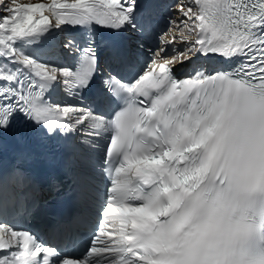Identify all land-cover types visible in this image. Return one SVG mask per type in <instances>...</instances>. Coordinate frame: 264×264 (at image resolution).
Returning a JSON list of instances; mask_svg holds the SVG:
<instances>
[{"label": "snow or ice", "instance_id": "obj_1", "mask_svg": "<svg viewBox=\"0 0 264 264\" xmlns=\"http://www.w3.org/2000/svg\"><path fill=\"white\" fill-rule=\"evenodd\" d=\"M175 7L181 19L128 81L101 73L100 53L127 59L104 30L153 38L141 0H0V133L23 118L71 136L77 169L57 243L18 226L23 202L0 209V264H264V0ZM201 57L218 66L174 75ZM57 89L76 102H53Z\"/></svg>", "mask_w": 264, "mask_h": 264}, {"label": "rangeland", "instance_id": "obj_2", "mask_svg": "<svg viewBox=\"0 0 264 264\" xmlns=\"http://www.w3.org/2000/svg\"><path fill=\"white\" fill-rule=\"evenodd\" d=\"M4 2L5 3H7V0H4ZM166 11H167V16H165L164 18L166 19L167 17H168V19H169V22H167V23H165V32H167L168 31V29L170 28V27H172V21H174L175 19L173 18L174 17V10H173V13H172V10H171V7H167L166 8ZM160 12V11H159ZM159 12H157V13H159ZM157 15H159V14H157ZM176 21V20H175ZM179 21V20H178ZM164 32V33H165ZM162 36V34L160 35V36H158L157 37V40H156V42L155 43H153V44H150L149 42H148V44H150V46L153 48V49H155L156 47H158V46H160L159 45V38ZM165 39H168L169 37H164ZM143 44H147L146 42H143L142 43V47H143ZM142 47H141V49H142ZM175 47L176 48H178L179 50H183L184 49V45L183 44H181V43H177L176 45H175ZM168 52H169V54H171L172 53V46H169V48H168ZM141 53H143V55L141 56V59L143 60L144 59V61L148 58V60L151 62V51H148L147 53L149 54V56H146V57H144V52H141L140 51V54ZM140 59V60H141ZM141 60V61H142ZM69 61V54H67V55H65V54H63L62 53V55H61V59H60V61H59V64L60 65H62V66H65L66 65V63ZM141 63V62H140ZM67 99H69V98H64V100H67Z\"/></svg>", "mask_w": 264, "mask_h": 264}, {"label": "bare ground", "instance_id": "obj_3", "mask_svg": "<svg viewBox=\"0 0 264 264\" xmlns=\"http://www.w3.org/2000/svg\"><path fill=\"white\" fill-rule=\"evenodd\" d=\"M162 1H168V0H141V3H142V6L145 7V8H148L151 9V10H155L156 8H158L159 10V3H161ZM22 2L24 3H28V2H32V3H35V2H38V0H22ZM48 2H50V0H48ZM172 10V9H171ZM172 13H173V10H172ZM181 17L180 13L178 15H175L174 18H176V20H179ZM159 20L160 18H158V22H157V25L159 26ZM108 30H104V34L107 32ZM117 33V32H116ZM123 33V32H121ZM126 34L130 35L131 36V33L132 32H125ZM163 35V34H162ZM147 45L149 46L148 42H146ZM148 54V53H147ZM147 54L144 53V57L148 56ZM143 55V53L140 54V59H141V56ZM142 60V59H141ZM144 61V59H143ZM141 64V63H140ZM68 103V102H67Z\"/></svg>", "mask_w": 264, "mask_h": 264}]
</instances>
